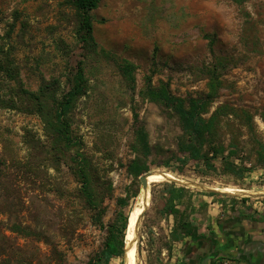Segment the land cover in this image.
<instances>
[{
	"label": "rangeland",
	"instance_id": "374dc122",
	"mask_svg": "<svg viewBox=\"0 0 264 264\" xmlns=\"http://www.w3.org/2000/svg\"><path fill=\"white\" fill-rule=\"evenodd\" d=\"M89 14L95 45L86 49L68 0H0V264H86L107 226L139 205L141 184L127 169L137 160L148 173L181 170L204 187L187 186L174 214L164 209L168 180L148 186L135 230L138 264L158 259L166 225L200 222L211 204L264 206V0H99ZM79 60L85 88L68 112V143L17 91L55 80L61 99ZM122 62L134 68V88ZM213 69L220 83L203 117L216 113L208 142L220 154L205 145L194 160L177 114L145 95V78L183 99L205 97ZM76 155L96 168L92 205L80 192ZM223 187L252 195L205 190ZM111 264H125L124 254Z\"/></svg>",
	"mask_w": 264,
	"mask_h": 264
},
{
	"label": "trees",
	"instance_id": "16d2710c",
	"mask_svg": "<svg viewBox=\"0 0 264 264\" xmlns=\"http://www.w3.org/2000/svg\"><path fill=\"white\" fill-rule=\"evenodd\" d=\"M68 1L78 14L79 40L84 44L86 49L93 47L95 45L93 38V24L89 12L97 7L99 0ZM120 67L123 76L126 77L130 86L134 88L135 79L133 66L128 62H122ZM3 68L4 66L0 63V70ZM4 71L8 73L11 78H16L15 72L12 73L10 69H5ZM215 71L216 69H213L210 72L211 75L208 84L210 92L205 97L197 98L189 97L183 99L177 97L170 92L166 83H162L156 87L152 83L151 75H148L145 78V95L152 101L162 103L165 107L171 109L177 114L183 130L190 136L186 149L189 156L194 160L201 159L204 156V154H202L203 147L211 144H209L208 139L213 131L216 113H214L209 119L204 118L203 115L207 111L209 100L220 83ZM54 85L55 80L46 81L43 79L36 92L20 87L17 93L22 100L21 104H24L23 101H25L28 110L37 112L42 117H48L50 120L47 122L50 124L51 129L58 137H62L61 139L65 138L69 143L71 142V137L69 136L68 112L71 110L74 101L83 94L85 88L83 61L79 60L76 63L73 83L61 99L56 98V86ZM135 135L138 137L143 153L148 155L149 145L143 129H136ZM210 148L214 156L220 154L219 149L214 146V144H211ZM262 158H264V156H262ZM75 159L76 174L82 179V185L80 188L81 195L87 205H92L96 201L95 190L93 188L94 180L96 179L94 176L96 168L85 156L76 155V157H74V160ZM262 162L264 164V160ZM127 169L130 174L138 178L150 172V168L146 164H142L139 160L133 161ZM234 170V164L228 163L226 171L234 173ZM169 173L180 178L185 177L181 170H174ZM167 183L169 184V189L164 209L165 211L175 214L177 212V204H175V201L180 200L184 196V191L188 188L185 185L169 180ZM121 201L122 200H120V202ZM128 214L129 213H126L125 216L122 214L113 223L107 226L106 238L102 250L90 258L86 264H111L113 258L124 254L125 236L129 220ZM177 228L185 233H195L197 230V228L191 223L183 220L179 221Z\"/></svg>",
	"mask_w": 264,
	"mask_h": 264
},
{
	"label": "crops",
	"instance_id": "0c3cea01",
	"mask_svg": "<svg viewBox=\"0 0 264 264\" xmlns=\"http://www.w3.org/2000/svg\"><path fill=\"white\" fill-rule=\"evenodd\" d=\"M254 208L211 204L192 223L195 233L166 225L168 245L154 264H218L219 257L264 264V206Z\"/></svg>",
	"mask_w": 264,
	"mask_h": 264
},
{
	"label": "bare ground",
	"instance_id": "6f19581e",
	"mask_svg": "<svg viewBox=\"0 0 264 264\" xmlns=\"http://www.w3.org/2000/svg\"><path fill=\"white\" fill-rule=\"evenodd\" d=\"M165 176L172 177V178H178L180 180H184L178 176H175L171 173L164 172ZM164 175L162 172L160 173H150L148 175V186L153 183V182H159L164 178ZM218 190L224 191V192H229V193H236V194H242V193H249L244 188H239V187H223V188H217ZM148 198H149V189L147 191H144L141 189L140 191V200H139V205L135 206L134 209L131 211L129 215V220L127 223V232L125 236V264H138V258H137V253H136V245H135V230H136V220L139 214L142 212L144 209V206L148 204ZM150 202V201H149Z\"/></svg>",
	"mask_w": 264,
	"mask_h": 264
},
{
	"label": "water",
	"instance_id": "95a60500",
	"mask_svg": "<svg viewBox=\"0 0 264 264\" xmlns=\"http://www.w3.org/2000/svg\"><path fill=\"white\" fill-rule=\"evenodd\" d=\"M149 174L150 173H146V174L142 175L139 178V181H140V184H141V189L144 190V191H147V189H148V180H147V178H148V175ZM162 174L164 175V172H162ZM164 178L166 180L173 181V182H177V183L182 184V185H185V186H192L193 185V186H198L200 188H204L200 184H193V183H190V182H186L184 180H180L178 178H172V177H168V176H165V175H164ZM205 190H207L208 192H211V193H217V194H222V195H241V196L252 195L251 193H242V194H240V193L239 194L229 193V192H224V191L218 190L217 188H205ZM146 206H147V204H146ZM146 206H144V209L142 210V212L137 217V220H136V228H137L138 223L140 222V219H141V217L143 215V212H144ZM125 250H126V247L124 246V253H125Z\"/></svg>",
	"mask_w": 264,
	"mask_h": 264
},
{
	"label": "built area",
	"instance_id": "2783aa9c",
	"mask_svg": "<svg viewBox=\"0 0 264 264\" xmlns=\"http://www.w3.org/2000/svg\"><path fill=\"white\" fill-rule=\"evenodd\" d=\"M218 264H243L235 259L228 258V257H219Z\"/></svg>",
	"mask_w": 264,
	"mask_h": 264
}]
</instances>
